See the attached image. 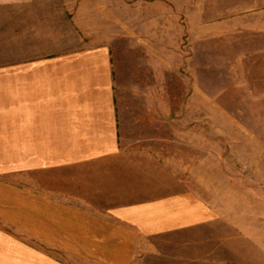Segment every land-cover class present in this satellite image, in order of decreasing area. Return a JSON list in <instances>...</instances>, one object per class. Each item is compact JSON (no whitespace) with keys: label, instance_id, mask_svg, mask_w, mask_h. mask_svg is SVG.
Listing matches in <instances>:
<instances>
[{"label":"rangeland","instance_id":"rangeland-1","mask_svg":"<svg viewBox=\"0 0 264 264\" xmlns=\"http://www.w3.org/2000/svg\"><path fill=\"white\" fill-rule=\"evenodd\" d=\"M99 2L113 14L90 17L81 0H0V66L14 65L21 28L25 55L103 41L121 134L216 217L152 238L161 255L133 264H264V0Z\"/></svg>","mask_w":264,"mask_h":264},{"label":"crops","instance_id":"crops-1","mask_svg":"<svg viewBox=\"0 0 264 264\" xmlns=\"http://www.w3.org/2000/svg\"><path fill=\"white\" fill-rule=\"evenodd\" d=\"M102 9L81 0L113 14ZM136 143L121 134L109 46L25 55L21 28L0 66V264H133L161 255L152 238L209 229L208 205Z\"/></svg>","mask_w":264,"mask_h":264}]
</instances>
